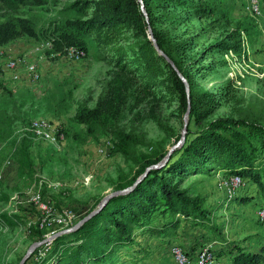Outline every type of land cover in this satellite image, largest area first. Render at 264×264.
<instances>
[{
	"label": "rangeland",
	"instance_id": "rangeland-1",
	"mask_svg": "<svg viewBox=\"0 0 264 264\" xmlns=\"http://www.w3.org/2000/svg\"><path fill=\"white\" fill-rule=\"evenodd\" d=\"M73 1L0 0V264H19L31 245L49 238L25 263L42 264L56 233L97 209L105 196L119 190V181L134 177L147 156L169 151L182 135L184 116L176 104L155 103L133 89L126 92L116 119H101L89 127L77 117L81 110L92 117L103 105L115 67L109 59L93 55L100 50L88 53L65 43L64 36L71 32L68 21L76 15L67 10ZM228 1L232 20L252 34L244 33L240 55L225 54V66L199 82L212 90L229 79L236 82L239 102L225 105L215 117L245 115L264 124V0H257L260 12L252 9L256 0ZM93 10L87 9L84 17ZM221 33L209 34V41ZM12 58L20 59L18 78L8 67ZM28 62L37 67L38 77L32 78ZM39 119L63 131L65 141L52 144L34 136L31 125ZM198 128L193 118L188 139ZM24 140L30 143L34 179L18 172ZM257 159L264 168V152ZM231 177L215 169L180 181L191 197L202 199L208 220L160 208L148 222L162 227L176 220L175 232L153 237L148 228H135V240L115 255L114 264L131 259L139 264H176L173 246L195 259L211 244L213 255L225 264L241 249L260 250L264 196L255 181L244 178V184L236 186ZM36 193L54 206L52 213L45 214L46 221L33 200ZM5 214L9 220L1 219ZM59 259L54 256L48 264H61Z\"/></svg>",
	"mask_w": 264,
	"mask_h": 264
},
{
	"label": "trees",
	"instance_id": "trees-1",
	"mask_svg": "<svg viewBox=\"0 0 264 264\" xmlns=\"http://www.w3.org/2000/svg\"><path fill=\"white\" fill-rule=\"evenodd\" d=\"M143 2L148 19L140 0H76L68 5L67 10L76 15L68 21L71 32L64 36L65 43L88 53L100 50L102 53L93 55L109 59L115 67L103 105L92 117L82 110L77 117L89 127L101 119H116L126 92L133 89L155 103L176 104L183 116L190 102L189 124L194 118L199 128L194 137L186 136L161 168H151L133 190L113 196L77 230L55 237L42 264H48L54 256L60 257L61 264H114L115 255L135 240V228H148L153 237L175 232L176 220H168L162 227L148 222L160 208L180 212L186 218L208 220L201 208L202 199L191 197L179 184L194 173L221 169L240 175L255 181L264 196V168L256 163L257 155L264 152V124L245 115L215 117L225 105L239 102L236 82L229 79L214 90L199 82L217 67L225 66V54L232 51L240 55L244 33L251 36L252 32L232 20L228 0ZM92 7L93 13L84 17ZM220 32L209 41V34ZM164 54L173 60L175 68ZM178 73L189 82L190 98ZM29 146L24 140L19 148L18 172L34 179L36 167ZM167 153L155 151L147 156L134 177L125 183L119 181L117 188L131 186ZM1 219L10 217L5 214ZM35 233L42 236L41 231ZM131 260L124 264H139ZM227 264H264V244L260 250L241 249Z\"/></svg>",
	"mask_w": 264,
	"mask_h": 264
},
{
	"label": "built area",
	"instance_id": "built-area-1",
	"mask_svg": "<svg viewBox=\"0 0 264 264\" xmlns=\"http://www.w3.org/2000/svg\"><path fill=\"white\" fill-rule=\"evenodd\" d=\"M252 9L256 12H260L261 4L259 1H255L252 4ZM20 59L12 58L9 60L8 67L13 71L15 77H19V66ZM28 70L32 72V78L38 77L37 67L30 62L27 63ZM31 131L39 139H43L44 141H49L52 144L63 143L65 141V134L63 131H59L55 128L52 123L46 119H39L33 122L31 125ZM63 132V133H62ZM245 180L240 175H232L231 183L236 186H242ZM33 200L38 206L39 211L42 215L50 214L54 211V206L50 203L49 200L44 199L40 193H36L33 196ZM261 218L264 220V213H260ZM43 221H46L48 216H42ZM213 245H208L202 248L201 252L195 259H191L189 255H187L186 251L182 250L178 246H173L172 250L175 254L176 264H225V262L221 258H216L213 251Z\"/></svg>",
	"mask_w": 264,
	"mask_h": 264
},
{
	"label": "water",
	"instance_id": "water-1",
	"mask_svg": "<svg viewBox=\"0 0 264 264\" xmlns=\"http://www.w3.org/2000/svg\"><path fill=\"white\" fill-rule=\"evenodd\" d=\"M141 2V7H142V10H143V13L145 14L146 18L148 19V13L145 9V6H144V2L143 0H140ZM151 31V30H150ZM150 36L151 38L153 39L154 43H155V46L158 47V44L156 43V39L153 35L152 32H150ZM162 53V51H161ZM163 54V53H162ZM165 55V54H164ZM166 56V55H165ZM167 57V56H166ZM167 60L170 62L171 65L174 66L175 68V65H174V62L173 60H171L169 57H167ZM179 76L181 77V79L184 81L185 83V86H186V91H187V94H188V98L189 97V94H190V85H189V82L187 81V79L181 74V73H178ZM190 113H191V106H190V102L188 104V108L184 114V125H183V130H182V135H181V138L177 141V143L172 146L166 157L163 159L162 162L160 163H156L150 167L147 168L146 172L141 175L131 186H128L126 188H123V189H119V190H116L114 191L113 193L107 195L104 197V199L101 201V203L99 204L98 208L91 211L90 213H88L82 220H80L77 224H75L74 226L68 228V229H65L59 233H56L52 238H55L61 234H64V233H68V232H73L75 230H77L84 222H86L87 220H90L91 218H93L97 212L99 210H101L107 203L108 201L115 195H119V194H126V193H129L131 190H133L135 188V186L144 178V176L148 173V171L151 169V168H161L166 162L167 160L169 159V157L171 156L172 152L178 148L183 142L184 140L186 139V133H187V130H188V126H189V116H190ZM51 239L49 238H46V239H43L41 241H37L35 242L33 245L30 246V248L28 249L26 255L22 258V260L20 261L19 264H25L28 259L31 257V255L34 253L35 249L40 246V245H43V244H47L48 242H50Z\"/></svg>",
	"mask_w": 264,
	"mask_h": 264
}]
</instances>
